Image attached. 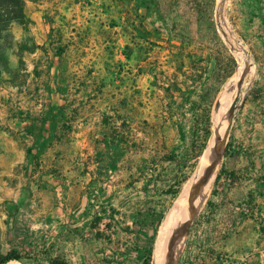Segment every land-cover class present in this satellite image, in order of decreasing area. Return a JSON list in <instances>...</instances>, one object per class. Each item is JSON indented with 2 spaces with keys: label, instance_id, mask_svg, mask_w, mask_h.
<instances>
[{
  "label": "rangeland",
  "instance_id": "obj_1",
  "mask_svg": "<svg viewBox=\"0 0 264 264\" xmlns=\"http://www.w3.org/2000/svg\"><path fill=\"white\" fill-rule=\"evenodd\" d=\"M154 1L139 12L145 33L133 28L140 0H24V22L13 23L8 38L0 34V255L17 254L14 264H47L51 257L142 264L143 250L153 238L155 251L168 210L210 146L218 103L232 99L226 120L239 96L242 76L235 92L226 89L238 69L224 79L223 45L231 54L243 47L254 65L237 22L249 1L215 0L212 18L205 13L200 21L188 0L162 12ZM147 39L158 43L149 54ZM197 67L204 69L200 80ZM171 82L177 91H166ZM258 83L264 77L257 80L254 67L231 124L264 116ZM74 117L110 119L94 135L86 160L92 158V172L79 173L75 183L51 166L54 150L74 142ZM226 141L211 159L215 179L188 222L176 264H264V212L244 205L236 230L215 220L207 205ZM35 142L44 148L38 165L28 152ZM230 213L226 208L221 217Z\"/></svg>",
  "mask_w": 264,
  "mask_h": 264
},
{
  "label": "crops",
  "instance_id": "obj_2",
  "mask_svg": "<svg viewBox=\"0 0 264 264\" xmlns=\"http://www.w3.org/2000/svg\"><path fill=\"white\" fill-rule=\"evenodd\" d=\"M247 1L249 3H245L244 13L238 17L237 22L244 27L241 33L251 51L254 65L251 64L248 53L242 47L246 54L247 64L250 65L252 71L247 75L248 77L246 76L238 99L244 88L248 86L254 67L257 80L264 77V0ZM223 20L224 18H222ZM222 21L220 24L223 23ZM220 35L230 48L232 46L230 39L222 32ZM238 44L241 45L239 42ZM232 55L237 63L234 52ZM237 69L236 65L235 71ZM262 85L258 83L257 88L264 90V85ZM104 106H107V102ZM118 119L120 123L123 121V117H118ZM109 120V117H77L76 119L74 117L75 125L70 130L74 142L65 152L62 151L63 149L54 150L53 164L51 165L54 170L64 172L70 179L74 178L73 183L79 182L83 178L79 176V173L88 175L92 172L94 167L92 158L89 163L86 160L91 157V147L96 142L93 138L98 127L101 124L104 126V123ZM101 144L103 145L104 142ZM226 145L222 169L209 202L210 206L217 211L216 214H213L215 220H223L227 227L239 230L244 225L241 223L242 218L240 219V214H242L240 212L244 211V205L252 207L251 209L254 211L264 212V116L234 119L230 126ZM226 208H229L231 213L228 214L229 217L223 219L222 212ZM222 234L225 233L222 232ZM260 248L264 251V247Z\"/></svg>",
  "mask_w": 264,
  "mask_h": 264
},
{
  "label": "bare ground",
  "instance_id": "obj_3",
  "mask_svg": "<svg viewBox=\"0 0 264 264\" xmlns=\"http://www.w3.org/2000/svg\"><path fill=\"white\" fill-rule=\"evenodd\" d=\"M233 52L239 62L238 73L234 76L231 83L226 86V89L231 86L230 89L232 92H235L237 86L239 94L246 76L252 71V69L250 67V72L245 74L248 66H245V54L239 46H234ZM241 76L243 78L242 82L239 84L238 82L240 81ZM236 83L239 85H236ZM237 100L238 97L234 99L233 103ZM231 101L232 99L229 96L217 105L214 134L210 146L207 147L202 154L194 175L184 183L181 192L178 194V197H176L177 199L168 210L165 219L161 224V232L154 251L152 264H176L188 222L190 218L193 217L195 211L203 204L210 192L214 173L210 168L211 160L207 164L205 163L210 155L217 156L221 151L222 147L218 145V139L224 128V118L228 112ZM185 205L187 206V209H184ZM184 210H186L185 213H183ZM6 264L14 263L8 262Z\"/></svg>",
  "mask_w": 264,
  "mask_h": 264
},
{
  "label": "trees",
  "instance_id": "obj_4",
  "mask_svg": "<svg viewBox=\"0 0 264 264\" xmlns=\"http://www.w3.org/2000/svg\"><path fill=\"white\" fill-rule=\"evenodd\" d=\"M149 1L150 0H140V4L138 5V10L137 13L135 15V21H134V31L136 32H144L145 33V25H144V15H139L140 10H144L145 12L148 9L149 6ZM189 1V7L192 11V15L193 17L197 20L200 21V19L202 18V16L207 13V15H209L210 18H212V14H213V10H214V6H215V0H188ZM155 5H158L159 8V12H162L161 8H164L166 11L167 10H172L173 7L176 6V4L178 3V0H157L154 1ZM24 0H0V34L5 37L8 38L11 33H10V29H11V25L13 23H18V24H22L25 20V12H24ZM163 16V15H162ZM165 24V20L163 17L162 20ZM165 31H167L168 33H170V29L169 28H165ZM216 36V35H215ZM135 37V36H134ZM217 37V36H216ZM218 42L220 41V39L217 37ZM145 44L148 45L146 47V52L149 54L153 51V48L155 46H158L156 44L158 43H151L150 40H146ZM183 46V42H180L179 47ZM223 49L225 50L226 56H225V67L223 69V77L225 80L229 79L232 76V73L234 71V69L236 68V60L234 58V56L227 50L226 47H224L223 45ZM195 66V65H194ZM196 74V78L198 80H200L204 74V69L202 67H197L196 71H194ZM177 83L175 82H171L170 85H167L166 91L170 92L171 90L173 91H177ZM46 122L47 121L45 120ZM123 124V121L120 123ZM210 122H209V117H206V127H205V140L209 138L210 136ZM44 131L46 132V138L49 137V132H50V127L49 125L46 126V128L44 129ZM41 140V139H40ZM226 149H227V145L225 146L224 149V154H226ZM44 148H43V142L39 143V142H35L33 145V149L32 151H28L31 153V157L32 159L35 160L36 165L37 164V160L39 159V157L41 156V154L43 153ZM219 178V174L216 177V182ZM178 191H174L173 193V198L176 197ZM213 193V192H212ZM175 200V199H174ZM207 205L210 206V202H207ZM101 217H97L94 219V227H96V225H98L101 222ZM153 241L154 239L151 238L149 241L148 246L143 250V257H142V264H150V260H151V264H152V260H153V256H154V252H152V248H153ZM151 252H152V259H151ZM21 258L20 256H18L15 253H10V254H6V255H0V264H6L8 262L11 261H19ZM47 264H71L68 263L67 261H65L64 259L60 258V257H51L47 259Z\"/></svg>",
  "mask_w": 264,
  "mask_h": 264
},
{
  "label": "water",
  "instance_id": "obj_5",
  "mask_svg": "<svg viewBox=\"0 0 264 264\" xmlns=\"http://www.w3.org/2000/svg\"><path fill=\"white\" fill-rule=\"evenodd\" d=\"M249 70H250V65H248V69H246L245 74L249 73L250 72ZM236 102L237 101H235L233 103L232 108H231V110L229 111V113H228V115L226 117V120H225V123H224V128H223L222 133L220 134V137L218 139V145L220 147H222L224 145L225 141L228 138L229 131H230V124H231L232 119H233V114H234ZM212 158H213V155H210V157L207 159L205 164H207ZM186 204H189V203H186ZM184 209H187L186 205H185ZM185 211L186 210H184L183 213H185Z\"/></svg>",
  "mask_w": 264,
  "mask_h": 264
}]
</instances>
